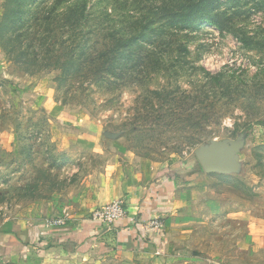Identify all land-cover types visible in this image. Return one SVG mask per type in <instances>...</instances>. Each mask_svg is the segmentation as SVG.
Returning <instances> with one entry per match:
<instances>
[{
    "label": "rangeland",
    "instance_id": "1",
    "mask_svg": "<svg viewBox=\"0 0 264 264\" xmlns=\"http://www.w3.org/2000/svg\"><path fill=\"white\" fill-rule=\"evenodd\" d=\"M175 8L0 0V222L46 221L75 200L103 165L78 135L182 174L226 141L234 169L209 175L169 263L264 264V228L250 226L264 222V0H217L219 25L163 17ZM145 20L154 30L116 47Z\"/></svg>",
    "mask_w": 264,
    "mask_h": 264
},
{
    "label": "crops",
    "instance_id": "2",
    "mask_svg": "<svg viewBox=\"0 0 264 264\" xmlns=\"http://www.w3.org/2000/svg\"><path fill=\"white\" fill-rule=\"evenodd\" d=\"M87 134L78 135V141L95 148L103 165L92 171L75 200L64 208L65 224L50 226L33 218L0 222L2 263L97 264L113 253L120 264H170L175 245L191 230L197 198L207 188L204 184L209 175L220 173L175 172L168 164L109 149ZM117 199L125 206L124 218L111 225L91 218L94 209ZM152 220L161 226L150 227ZM250 226L260 231L264 222L254 220Z\"/></svg>",
    "mask_w": 264,
    "mask_h": 264
},
{
    "label": "trees",
    "instance_id": "3",
    "mask_svg": "<svg viewBox=\"0 0 264 264\" xmlns=\"http://www.w3.org/2000/svg\"><path fill=\"white\" fill-rule=\"evenodd\" d=\"M216 1L217 0H168V4L175 5L176 8L170 9V14H165L163 15V17L174 20L175 17L183 16L187 20L196 22H202L204 19H207L208 21L213 22L215 25H219L220 18H218L217 14H215L214 16L211 14V10L215 6ZM147 28L154 30V28L152 27V23L145 20V23L141 24L140 29L137 32L133 33L129 38L118 42L116 47L120 45H126L127 48H130L131 44L129 42L133 40L140 32H144L145 34ZM242 41L247 42V40L245 39H243ZM115 49L116 48H113L111 53H114Z\"/></svg>",
    "mask_w": 264,
    "mask_h": 264
},
{
    "label": "water",
    "instance_id": "4",
    "mask_svg": "<svg viewBox=\"0 0 264 264\" xmlns=\"http://www.w3.org/2000/svg\"><path fill=\"white\" fill-rule=\"evenodd\" d=\"M196 158L201 170L206 173H229L236 164L233 146L226 141L213 142L209 148L198 150Z\"/></svg>",
    "mask_w": 264,
    "mask_h": 264
},
{
    "label": "built area",
    "instance_id": "5",
    "mask_svg": "<svg viewBox=\"0 0 264 264\" xmlns=\"http://www.w3.org/2000/svg\"><path fill=\"white\" fill-rule=\"evenodd\" d=\"M65 212V211H64ZM60 217L48 218L46 224L50 226H58L65 224L67 220V213ZM126 214L123 201L120 199L114 200L106 205L94 209L90 216L93 220L100 222L103 225L115 224L118 220L124 218ZM150 227L159 228L161 223L158 220H152L149 224Z\"/></svg>",
    "mask_w": 264,
    "mask_h": 264
}]
</instances>
